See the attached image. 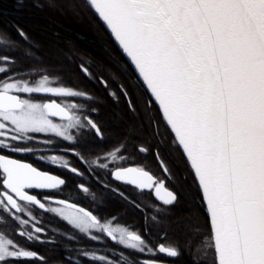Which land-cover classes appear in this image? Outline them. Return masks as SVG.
Listing matches in <instances>:
<instances>
[{"label": "snow or ice", "instance_id": "6c2138e0", "mask_svg": "<svg viewBox=\"0 0 264 264\" xmlns=\"http://www.w3.org/2000/svg\"><path fill=\"white\" fill-rule=\"evenodd\" d=\"M0 264H264V0H0Z\"/></svg>", "mask_w": 264, "mask_h": 264}, {"label": "trees", "instance_id": "16d2710c", "mask_svg": "<svg viewBox=\"0 0 264 264\" xmlns=\"http://www.w3.org/2000/svg\"><path fill=\"white\" fill-rule=\"evenodd\" d=\"M7 4L12 7L14 6L15 0H6Z\"/></svg>", "mask_w": 264, "mask_h": 264}]
</instances>
